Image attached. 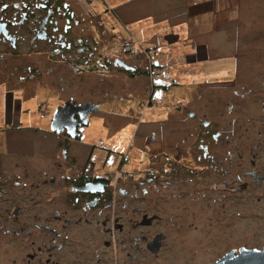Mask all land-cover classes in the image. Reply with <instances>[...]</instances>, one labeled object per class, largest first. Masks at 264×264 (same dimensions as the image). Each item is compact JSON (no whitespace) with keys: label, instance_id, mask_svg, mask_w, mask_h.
Listing matches in <instances>:
<instances>
[{"label":"flooded vegetation","instance_id":"1","mask_svg":"<svg viewBox=\"0 0 264 264\" xmlns=\"http://www.w3.org/2000/svg\"><path fill=\"white\" fill-rule=\"evenodd\" d=\"M88 1L11 0L6 4L1 0L0 60L6 65L11 59L5 55H9L24 63V56L37 48L50 60L69 58L66 64L79 71L94 42L78 31L77 15ZM23 42L27 51L20 52ZM26 68L31 76L37 74L33 67ZM243 90L235 88L231 95L244 99ZM232 100L229 96L219 104ZM208 112L199 115L184 107L175 115L141 122L124 151L112 148L99 164L93 149L78 152V163L70 156L68 163H55L48 169L50 174L42 170V177L28 184L21 182L16 169L0 165V264H213L228 253L237 263L242 262L238 254L243 249L264 248V241L248 245L240 236L231 242L233 228L226 226L248 213L244 203L252 197L243 200L242 188L264 184V166L257 162L259 149H246L245 161L241 137L227 132L226 125ZM60 133L65 138L58 145L65 147L61 152L65 158L71 138L65 131ZM18 187L29 189L24 192ZM35 197L63 200L74 214L68 209L47 216L30 213L22 204ZM226 219L231 220L226 223ZM212 220L219 227L209 226ZM76 229L78 237L70 236ZM38 235L45 238L36 245ZM68 242L75 246L64 258L60 252ZM19 243L27 251L20 252ZM211 249L216 255L208 256Z\"/></svg>","mask_w":264,"mask_h":264},{"label":"rangeland","instance_id":"2","mask_svg":"<svg viewBox=\"0 0 264 264\" xmlns=\"http://www.w3.org/2000/svg\"><path fill=\"white\" fill-rule=\"evenodd\" d=\"M3 1L7 4L11 0ZM122 4L123 0H89L83 4V11L77 15L81 21L78 31L80 28L83 36L90 37L94 42L89 49L90 54H86L79 64V71L66 64L71 61L69 58L50 60L37 53V48L24 56V63L18 57L12 58L9 55H5L11 59L6 65L0 60V165L16 169L21 182L28 184L41 178L42 170L50 174V167L55 168V163L63 165L70 156H73L72 162L78 163V152L87 153V148L98 153L95 161L99 164L107 158L112 148L118 147L123 151L128 148L129 138L139 123L175 115L178 108L185 107V110L191 109L199 115L208 109L210 118L225 124L227 132H235L241 137L238 142L244 149L245 161L248 158L246 149L258 148L257 162L264 166V0H239L233 20L237 31L236 55L235 52L228 53V57L209 62L213 65L233 66L236 57V72L223 76L210 74L211 77L206 80L214 81L211 86H186L181 82L184 81L182 74L170 75L162 70L164 79L161 84L157 82L153 92H150L152 84L148 75L142 73L131 77L113 65V60L118 58L129 66L142 69L144 57L148 58V53H141L135 48L136 44L130 52L122 51L125 41H120L118 37H108L109 34L103 29L110 32L113 27V30L120 33L125 31L114 9ZM25 28V25L21 26L19 32L23 34ZM227 45H230L229 38ZM19 51H27L25 42ZM28 65L37 72L35 76L30 75L26 68ZM164 69L167 72L171 70L168 66ZM11 71L13 74H10ZM260 71V75H257ZM219 80L226 82L224 87L215 86V83H220L215 81ZM235 88H244L246 97L237 99V95L232 96ZM257 95L259 98H256ZM208 96L210 102L207 101ZM229 96L233 97L229 104L224 106L223 101L219 104L222 99L227 102ZM69 98L78 104L91 102L98 105V109L88 116V124L79 128L78 141L69 140V149L63 158L61 152L65 147H59L58 142L63 144L65 137L63 133L54 134L50 131V120L54 109ZM230 104L231 109L228 108ZM40 110H47L48 115L39 118ZM100 141L103 145H99ZM242 183L248 184L246 178H242ZM26 189L29 188L18 187V190L24 192ZM241 195L243 200L246 197L252 198L250 203H244L248 213L226 225L233 228L230 240L236 242L240 236L248 245L259 244L264 241V184L259 188L244 186ZM254 196L261 198L255 201ZM22 205L26 211L40 216L63 209L74 214L71 205L58 198L46 201L35 197L33 201L25 199ZM209 226L219 227L214 220ZM36 232L43 233L42 230ZM70 233V236L78 237V229ZM45 236H35L36 245ZM66 244L67 247L60 252L64 258L70 257L71 249L75 246L73 242ZM22 247L20 244V252L27 251ZM216 252L211 249L208 256H214Z\"/></svg>","mask_w":264,"mask_h":264},{"label":"crops","instance_id":"3","mask_svg":"<svg viewBox=\"0 0 264 264\" xmlns=\"http://www.w3.org/2000/svg\"><path fill=\"white\" fill-rule=\"evenodd\" d=\"M238 4L239 0H123L122 6L114 9L125 31L103 29L108 37L135 41L139 52L148 53L143 68H133L146 71L151 66L166 74H182L181 82L186 86L208 84L214 82L206 80L210 74L223 76L237 70L236 57L233 66L209 62L228 57V53L236 55L233 20ZM167 66L169 72L164 69ZM84 145L88 147L85 142Z\"/></svg>","mask_w":264,"mask_h":264},{"label":"water","instance_id":"4","mask_svg":"<svg viewBox=\"0 0 264 264\" xmlns=\"http://www.w3.org/2000/svg\"><path fill=\"white\" fill-rule=\"evenodd\" d=\"M113 65L123 70H131L132 66H129L124 61L116 58L113 60ZM80 70V68H78ZM156 87V83L153 84ZM98 109V105L91 102H85L78 104L75 100L69 98L63 102L62 105L57 106L50 120V131L60 133L65 131L67 136L71 139L80 136L79 128L88 124V116ZM231 253L218 260L213 264H264V248L262 249H243L242 253H239V259L242 262H235L231 259Z\"/></svg>","mask_w":264,"mask_h":264},{"label":"built area","instance_id":"5","mask_svg":"<svg viewBox=\"0 0 264 264\" xmlns=\"http://www.w3.org/2000/svg\"><path fill=\"white\" fill-rule=\"evenodd\" d=\"M135 44L137 45L138 43L132 40L125 41L122 47L123 48L122 51L130 52L134 48ZM136 45H135V48H136ZM146 75H148V77L150 78V82L152 84L151 87L153 88V84L156 83L158 80L162 79L164 76V73L161 69L149 66V68L146 70ZM152 91L153 89L151 90V92ZM154 102H156V100ZM47 115H48L47 110H42V111L40 110L39 118L41 119L45 118Z\"/></svg>","mask_w":264,"mask_h":264},{"label":"trees","instance_id":"6","mask_svg":"<svg viewBox=\"0 0 264 264\" xmlns=\"http://www.w3.org/2000/svg\"><path fill=\"white\" fill-rule=\"evenodd\" d=\"M125 73H127L129 76H131V77H134V76H136V75H139V74H142V73H146V71H143V70H139V69H131V70H123ZM154 90V87L152 88H150V92H151V90ZM153 92V91H152ZM149 104H150V100H149Z\"/></svg>","mask_w":264,"mask_h":264}]
</instances>
